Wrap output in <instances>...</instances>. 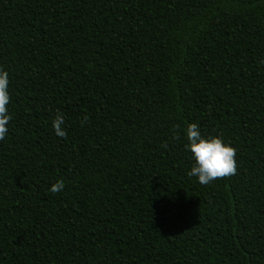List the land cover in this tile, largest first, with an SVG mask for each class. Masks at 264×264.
<instances>
[{"label": "trees", "instance_id": "trees-1", "mask_svg": "<svg viewBox=\"0 0 264 264\" xmlns=\"http://www.w3.org/2000/svg\"><path fill=\"white\" fill-rule=\"evenodd\" d=\"M0 69V264H264V0H0Z\"/></svg>", "mask_w": 264, "mask_h": 264}, {"label": "clouds", "instance_id": "clouds-1", "mask_svg": "<svg viewBox=\"0 0 264 264\" xmlns=\"http://www.w3.org/2000/svg\"><path fill=\"white\" fill-rule=\"evenodd\" d=\"M9 74L0 69V140H3L8 134V124L12 119L8 113L7 105L10 102L8 92ZM88 119L85 116L82 124ZM65 123L63 114L59 111L52 121V127L55 134L60 138H66L67 132L63 127ZM188 143L185 149L192 153L194 164L187 173L189 177H197L202 185H208L214 180L231 177L237 174L236 149L224 141L219 136L205 138L201 135L199 125L190 123L186 130ZM174 139H179L175 136ZM162 147H167L163 144ZM64 181L58 180L52 184L50 191L52 193L62 192Z\"/></svg>", "mask_w": 264, "mask_h": 264}]
</instances>
